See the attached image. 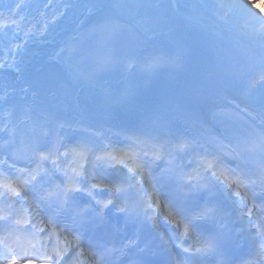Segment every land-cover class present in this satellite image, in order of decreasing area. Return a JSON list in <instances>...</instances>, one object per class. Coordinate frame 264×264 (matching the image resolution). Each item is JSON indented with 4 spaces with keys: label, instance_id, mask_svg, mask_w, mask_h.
I'll return each instance as SVG.
<instances>
[{
    "label": "snow or ice",
    "instance_id": "1",
    "mask_svg": "<svg viewBox=\"0 0 264 264\" xmlns=\"http://www.w3.org/2000/svg\"><path fill=\"white\" fill-rule=\"evenodd\" d=\"M47 6L45 3L42 7ZM120 6L104 3L86 5L90 14ZM169 6L174 9L180 7L175 0ZM219 6L244 10L248 24L257 30L264 42V14L252 10L247 0L239 5L224 4L221 0ZM5 7L6 12H0V34L7 45V58L0 55V70L19 72V65L23 62L22 53L28 43L24 38L16 40L19 35L16 31L19 26L17 17L22 4ZM136 7L153 8L158 5ZM40 8L41 5H37V9ZM52 22L55 23V18ZM141 23L132 16L116 19L108 15L83 34L85 39L82 44L61 47L57 56L66 54L67 67L64 69L65 79L58 82V90L38 83L36 90L21 88L19 91L23 95L18 99L15 87L0 89V110L8 116L6 122L0 121V177L8 181L0 184L3 189L0 191V231L8 234L4 237L5 244L13 237L36 241L39 248L33 247L32 251L44 255L50 253L52 264H120L124 257H127L126 264H264V56L261 57L258 71V78L262 82L260 113L254 114L247 107L234 105L246 118L243 126L238 121H225L229 126L211 140L204 135V129L210 119L220 120L222 112L212 111L203 117L186 114L185 123L180 126L171 122L162 105H157L137 116L134 129L109 123L107 131L113 136L130 133L125 140L132 143L143 137V143L150 144L154 153H142L143 160L136 172L140 179L135 187L142 194L139 198L144 202V216L136 221L133 236L109 227L110 214L123 216L125 229L129 223L128 202L123 200L125 187L122 176L127 175V165L120 156L107 152L96 155L95 161L101 162L97 174L83 175L77 183L79 165L69 169L58 168V161L53 156L59 155V152L45 155L47 145L38 142L35 161L51 160L54 172L63 171L67 185L57 189L55 198H50V194L43 189L33 191V186L28 184H25L26 190L22 196H17V190L10 181L11 174L17 171L14 149L20 133L16 121L11 118L13 110L23 108L42 128L52 130L57 122L62 121L60 127L67 125L71 130L77 121L66 118L53 103L40 102V89H45L55 102H59L61 94L66 91L79 101L85 92V86L77 79L81 63H89L101 72L113 71L118 65L131 68L135 54L124 53L119 46L124 37L130 34L137 35L139 39ZM153 24L155 26L148 30L154 35L171 34L176 37L177 50L174 55L153 57L148 62V69L181 67L184 44L195 46L196 41L183 32L180 23L156 18ZM161 26L167 27L168 31H158ZM48 30L46 22L39 37L45 38ZM97 35L99 39H93ZM152 39L147 37L140 42L147 44ZM248 71L243 66L232 68L221 76L219 88L228 89L234 82L243 80ZM250 87H256L255 78L250 80ZM135 95L131 91L123 96L109 95L108 121L116 119V113L111 110L114 106L131 104ZM257 118L260 131L251 130L250 135L249 131H245L247 120L255 121ZM79 123L81 128L77 133L81 136H95L105 131L84 121ZM68 139L75 142L72 136ZM172 146L178 150L175 162L169 159L171 153L165 150ZM253 152L259 153L261 163L255 171H249L245 168V156ZM67 155L68 152H65L64 156ZM80 156L86 158L83 153ZM228 156L232 157L231 161H228ZM188 157L200 161V166L188 171L191 161L184 162ZM226 162L235 167L227 166ZM25 175L34 179L31 172ZM145 183L147 188L144 187ZM29 195V214H25L24 209L17 208V205ZM158 217H162L168 227H163ZM45 224L48 225L46 232L39 227ZM144 233L149 239L142 244ZM109 253H119L120 258L109 261ZM84 256L91 257V260L83 261L81 257ZM97 256L102 260H97ZM12 259V252L6 247L0 264H9Z\"/></svg>",
    "mask_w": 264,
    "mask_h": 264
},
{
    "label": "bare ground",
    "instance_id": "2",
    "mask_svg": "<svg viewBox=\"0 0 264 264\" xmlns=\"http://www.w3.org/2000/svg\"><path fill=\"white\" fill-rule=\"evenodd\" d=\"M244 2H246V0H239L237 5ZM247 2L252 5V10L264 14V12L260 11L261 7H264V0H247ZM16 3L22 4V8L19 10V17H17L19 26L16 28V31L19 33V35L16 37V40L19 41L21 38H24L28 40V43L26 44V47L22 53L23 62L19 65V72L13 71L11 69L0 70V89H4L6 87H15L17 90V98L19 99V96L22 95V93L19 91L21 88L19 78L21 74L25 73V71L29 68V63L35 58L37 53L45 56L44 62H47V64L43 65L41 76L36 75L31 78V82L36 84V88L38 83H43L48 89H58V82L65 79L64 69L67 67L66 54H63L61 57L57 56V52L55 51L57 44L55 32L60 27L62 18L66 15V11H68L66 10V6L63 8V3L69 2H67V0H0V12H6V5H15ZM45 3L48 5L47 8L42 7ZM37 5H41L39 10L37 9ZM236 8V14L241 19V27L244 29L243 30L241 28L243 32H245V30H249L251 32L257 33V30L248 24L244 10L239 7ZM82 9L83 8L80 7L79 12ZM74 10L76 11V14H78V6H75ZM54 18L55 23L52 22ZM46 22L49 25L48 33L45 38H40L39 32L44 27ZM163 32L166 31L163 30ZM183 32L192 38L188 31L183 30ZM26 33H28L29 36L26 37ZM243 35L245 39L252 42L248 50L253 51L260 49L261 44H263L264 50V42L261 41L259 35L252 36L250 33H244ZM168 36L169 35L157 36L154 35V33L151 35L149 34L148 37L153 38L151 41L152 44L143 43L146 46L138 44V41H134L136 43V55L134 63H136L139 67L146 68V71H149L153 74L156 73V70H161V68L149 70L147 65L148 62L157 55L175 54L177 50V39L174 36ZM166 40H168V44L165 43ZM156 42H158V45H156ZM219 43L224 45L221 53L222 55L208 50L200 55L194 53L192 54L190 53V45L185 43L183 46V65L178 68L168 67V70H170L172 76L177 82L176 85L179 86L178 91L175 92L172 97L171 93L165 103L162 104L164 111L170 116L172 123L183 126L185 123L184 117L186 114L203 117L207 116L210 111L214 110L216 107L235 109L234 105H239L240 108L247 107L254 114L260 113L262 82L258 78V71L261 57L256 58L238 51L233 52L227 48V46H230L231 43L222 44L221 40H219ZM149 45L153 47L152 52H150ZM163 45H166V47H163ZM159 46H161L160 49ZM6 48L7 45L4 43L2 34H0V55H3L5 58H7V53L5 51ZM233 50H235V48ZM17 59H19V57H17ZM236 66L246 67L249 70L248 75L243 80L234 82L233 85L228 89L221 90L219 88L221 76L224 73L231 71L232 68ZM79 68L84 71H87L88 69L85 66V63L81 64ZM113 71L120 72L121 69L117 68ZM13 72H17L19 77L13 79ZM80 77H82V75ZM80 77H77V79ZM252 78L256 79V87H250V80ZM91 82L92 84L97 83L98 79L90 76V82L88 83ZM104 82L106 81L104 80ZM83 85L85 86L84 83ZM107 87L114 91V95L112 96H123L130 91L136 93L135 99L131 104L125 107L114 106L111 109L112 112L125 114L124 116L126 119L124 120V128L134 129L136 127L138 115L143 114L150 108L161 105L155 102L156 94L152 95L145 89L139 88L135 82L129 80L126 77L116 79L107 76ZM40 91L47 96L49 101H51V96L45 89H40ZM86 93L87 92L85 91L84 94L86 97L90 98L91 94L89 95ZM93 95H95L93 96L94 99H99L97 94ZM83 102L85 103L84 100ZM100 108L103 109L100 110L102 113H108L107 105H103ZM59 112L66 118L70 120L72 119V117L66 111L59 110ZM82 112L84 111L82 110ZM0 118L2 119L1 121L6 122L8 116L5 114ZM11 118L16 121L20 128L16 148L14 149L17 155L16 169L20 171L25 177H28L25 175V173L36 172L37 163H39V169H41L42 174L44 176H49L51 180L52 171H54L52 161H35V151L37 149L38 142L47 145V148L44 150L45 155L48 153H56L57 151L59 152V155L53 156V159L58 161V168L69 169L73 167L72 163L77 162V160L80 162V166L85 165V162L83 161L84 159L80 158V153H84V157L88 156V159L91 154H94V156L102 155L103 151H105L111 144H121L122 147L124 145H128L127 140H125V136L130 135V133H125L124 136L115 137L110 131H104L103 134L97 133L100 136L89 135L88 140L92 142L94 141L93 143L95 144L93 147H88L93 150L92 153H88V148L85 146V144L81 145L83 149L79 153L75 146L70 147L68 144H66V141L69 140L68 138L72 136V131L68 129L67 125L61 129L60 124L62 121L57 122V124L53 126L52 130L45 128V131L43 132L42 128L36 124L34 119L30 118V115L27 114L26 111L17 112V110H14L12 112ZM82 121H84L85 124L93 125V123H90L86 120ZM209 121L206 125V128L204 129V135L211 140L217 137L218 134L210 125ZM254 122L259 125L258 118ZM72 126L77 129L81 128V125L80 127L75 125ZM28 138L29 144H26L25 142ZM143 140L144 138L141 137L140 141L136 143H132L130 141L129 144H132V146H140L139 149L146 147L147 150H152V146L150 144L143 143ZM213 147L215 148L216 146L213 145ZM168 148L171 151L174 150L178 153V150L174 146ZM65 152H68L67 157L64 156ZM140 154L142 155L141 152ZM228 157L231 158V156ZM189 160L192 162L191 164L200 165V161L195 160L192 157H188L184 162ZM32 180L37 187L43 186V178L41 175L34 176V179ZM36 181H39V183H36Z\"/></svg>",
    "mask_w": 264,
    "mask_h": 264
},
{
    "label": "rangeland",
    "instance_id": "3",
    "mask_svg": "<svg viewBox=\"0 0 264 264\" xmlns=\"http://www.w3.org/2000/svg\"><path fill=\"white\" fill-rule=\"evenodd\" d=\"M67 2L69 3H63V8L64 6H66V10L68 11H66V15L62 18L60 27L55 32V37L59 44L56 47V52H58V50L65 45L82 44L85 39L83 34L86 33L90 28H93L95 25L100 23L101 20L106 16L103 13L101 14L102 11H95L94 13L90 14L86 5H89L91 3L121 5L120 7H112L109 9L118 11V13H120L123 18L132 16L142 22L139 28V39H137V35L130 34L124 37L119 46L120 51L129 54L134 53L136 55V43L134 41H138V44L146 46L140 41L141 39L148 37L149 34L151 35L153 33L148 29L155 26L153 24V20H155L156 18L182 24L183 30L188 31V33L196 41V45L192 48L193 53H198L202 48L204 50L211 51L210 48H208V40H212V45L217 46V39H221L226 43H233L230 46H227L230 51H240V44L242 42H244V45L252 44L250 40L244 38V33H250L252 34V36L258 35V33L254 32H243L244 29L243 27H241V20L236 14L237 8L220 7L219 5L221 3V0H175V2L180 5L179 9H174L169 6L172 0H67ZM223 3L237 5L239 3V0H223ZM68 5H71L72 7H67ZM136 5H158V7H136ZM185 5H188L189 7H185ZM193 5L195 7H191ZM75 6H78V14H76V11L74 10ZM80 7H82L83 9L79 12ZM94 15H97V17H94ZM163 30L167 32L168 28L161 26L160 29H158V31L162 32ZM168 37H172V35L169 34ZM93 39L98 40L99 36H94ZM223 41L222 44H224ZM223 47L224 45H222L219 50H215L213 52L222 55L221 53ZM234 48L235 50H233ZM149 49L150 51H152L151 47H149ZM40 59H42V55L36 54L35 58L30 62L29 66H32ZM40 64L41 65H38V68L45 63L41 62ZM81 64L79 66H81ZM85 66L88 68L87 71L79 68L77 77H80L82 75V77L78 78V80L82 85L83 83L85 84V91L87 92L86 94H91L90 98H87L83 93L80 97V100L77 101L67 91L61 94V99L59 102L53 101L52 97L50 98L48 96L51 100L50 103H53L58 111H66L72 117V119H75L77 121V123L73 125L79 127L81 125L79 121L82 120L93 123L94 126L104 129L105 131H107L109 123H114L116 125L121 124L119 126L125 127V114L114 112L116 113V119L109 122L108 113H102L90 103L91 101L97 104L98 107H101L103 105L108 106V96L114 95V91L107 87V76L116 79L126 77L129 80L135 82V84L139 88L145 89L152 95L156 92H159V85H157L159 81L167 82V84L168 82L175 81L172 74L168 71V67L161 68V70H156V73L153 74L146 71L145 68L139 67L136 63H134L133 66L129 69H125L122 66L116 67V69H121L120 72H101L89 63H85ZM90 76L97 78L98 82L94 84H92V82L88 83L90 82ZM20 77L23 78L25 82L28 79V69L25 71V73H22ZM104 80L106 82H104ZM23 87H28L30 91L37 89L36 84L32 82L25 83L21 86V88ZM175 89L177 88L175 87ZM93 94H97L99 99H94ZM64 96H67V99H64ZM167 98L168 97L160 98L157 95L155 102L162 105L163 103H165ZM39 100L40 102L46 101L45 97H43L42 95H40ZM83 100L85 101V103L83 102ZM82 110L84 112H82ZM18 111L24 112L25 110L21 108ZM3 115H5V113L0 110V117H2ZM1 120L2 119L0 118V121ZM36 124L41 127L39 122H36ZM61 129H63V127H61ZM71 130L72 133H74V137H84L77 133V128L71 126ZM42 131L44 132L45 128H42ZM25 143L29 144V138Z\"/></svg>",
    "mask_w": 264,
    "mask_h": 264
},
{
    "label": "clouds",
    "instance_id": "4",
    "mask_svg": "<svg viewBox=\"0 0 264 264\" xmlns=\"http://www.w3.org/2000/svg\"><path fill=\"white\" fill-rule=\"evenodd\" d=\"M260 11H261V12H264V7H261Z\"/></svg>",
    "mask_w": 264,
    "mask_h": 264
}]
</instances>
